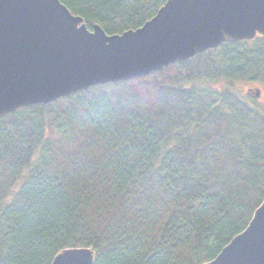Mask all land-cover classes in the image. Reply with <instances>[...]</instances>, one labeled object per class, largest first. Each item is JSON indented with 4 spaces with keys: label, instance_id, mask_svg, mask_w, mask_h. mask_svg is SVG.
I'll list each match as a JSON object with an SVG mask.
<instances>
[{
    "label": "trees",
    "instance_id": "16d2710c",
    "mask_svg": "<svg viewBox=\"0 0 264 264\" xmlns=\"http://www.w3.org/2000/svg\"><path fill=\"white\" fill-rule=\"evenodd\" d=\"M61 1L112 35L167 0ZM234 81L264 90V35L0 117V264L214 259L264 200V109Z\"/></svg>",
    "mask_w": 264,
    "mask_h": 264
},
{
    "label": "water",
    "instance_id": "95a60500",
    "mask_svg": "<svg viewBox=\"0 0 264 264\" xmlns=\"http://www.w3.org/2000/svg\"><path fill=\"white\" fill-rule=\"evenodd\" d=\"M257 35H264V0H167L141 27L112 35L99 24L89 29L61 0H0V117ZM52 264H94V252L67 248ZM203 264H264V200Z\"/></svg>",
    "mask_w": 264,
    "mask_h": 264
},
{
    "label": "rangeland",
    "instance_id": "374dc122",
    "mask_svg": "<svg viewBox=\"0 0 264 264\" xmlns=\"http://www.w3.org/2000/svg\"><path fill=\"white\" fill-rule=\"evenodd\" d=\"M203 85L213 86L217 89H222L228 85L227 82H217L215 85H211L210 83H202ZM235 92H237L242 98L251 102L250 97L255 98L260 102V105L264 109V90L260 87V85L256 82H241V81H234L232 83ZM260 89L259 96L256 94L257 89Z\"/></svg>",
    "mask_w": 264,
    "mask_h": 264
},
{
    "label": "bare ground",
    "instance_id": "6f19581e",
    "mask_svg": "<svg viewBox=\"0 0 264 264\" xmlns=\"http://www.w3.org/2000/svg\"><path fill=\"white\" fill-rule=\"evenodd\" d=\"M68 7V6H67ZM71 11V10H70ZM72 12V11H71ZM93 29V28H92Z\"/></svg>",
    "mask_w": 264,
    "mask_h": 264
}]
</instances>
